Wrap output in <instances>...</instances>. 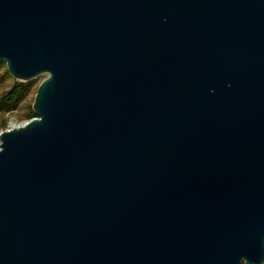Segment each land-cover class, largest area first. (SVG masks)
I'll list each match as a JSON object with an SVG mask.
<instances>
[{
  "label": "water",
  "instance_id": "95a60500",
  "mask_svg": "<svg viewBox=\"0 0 264 264\" xmlns=\"http://www.w3.org/2000/svg\"><path fill=\"white\" fill-rule=\"evenodd\" d=\"M2 63L0 264H264V0H0Z\"/></svg>",
  "mask_w": 264,
  "mask_h": 264
},
{
  "label": "rangeland",
  "instance_id": "374dc122",
  "mask_svg": "<svg viewBox=\"0 0 264 264\" xmlns=\"http://www.w3.org/2000/svg\"><path fill=\"white\" fill-rule=\"evenodd\" d=\"M42 80L43 78L39 77L28 82L29 93L18 105L8 109L0 108V126H5L1 132L8 130L13 124H23L31 120L30 113L33 111L34 100ZM15 82V78L8 72L6 63L0 64V96L9 90Z\"/></svg>",
  "mask_w": 264,
  "mask_h": 264
},
{
  "label": "trees",
  "instance_id": "16d2710c",
  "mask_svg": "<svg viewBox=\"0 0 264 264\" xmlns=\"http://www.w3.org/2000/svg\"><path fill=\"white\" fill-rule=\"evenodd\" d=\"M29 93V86L27 83H21L16 81L9 90L5 91L0 96V108L1 109H8L13 108L16 105H18L20 102H22L27 94ZM36 117L34 111L30 113V119ZM5 126H0V132L2 129H4Z\"/></svg>",
  "mask_w": 264,
  "mask_h": 264
}]
</instances>
